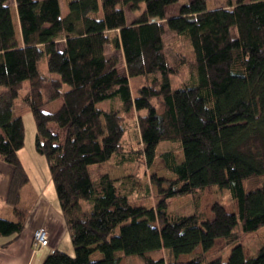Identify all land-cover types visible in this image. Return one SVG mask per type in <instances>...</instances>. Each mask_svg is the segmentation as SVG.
Returning a JSON list of instances; mask_svg holds the SVG:
<instances>
[{
	"label": "trees",
	"instance_id": "obj_1",
	"mask_svg": "<svg viewBox=\"0 0 264 264\" xmlns=\"http://www.w3.org/2000/svg\"><path fill=\"white\" fill-rule=\"evenodd\" d=\"M61 1L0 0V159L14 168L6 197L14 217L0 216L3 247L21 237L29 214L21 205L30 178L19 157L26 139L20 98L35 118L36 150L48 160L75 250H55L43 264H121L123 254L144 264H264V241L249 255L244 244V234L264 230V184L244 188L264 176V0L215 10L192 0L170 18L178 0H67L66 14ZM44 58L59 78L41 72ZM186 68L190 79L174 88L172 77ZM136 76L146 82L133 96ZM58 100V110H43ZM106 100H119L120 109L98 106ZM131 120L138 148L126 146ZM164 141L180 142L182 161L158 153ZM115 155L126 176L94 179L91 168ZM159 156L175 179L152 175L146 185L156 186L158 202L137 205L141 185L130 163L152 166ZM215 185L230 191L237 211L216 203L212 218L202 212L204 191ZM187 195L194 211L175 212L169 201ZM219 239L223 253L207 258ZM161 250L168 259L149 255Z\"/></svg>",
	"mask_w": 264,
	"mask_h": 264
},
{
	"label": "rangeland",
	"instance_id": "obj_2",
	"mask_svg": "<svg viewBox=\"0 0 264 264\" xmlns=\"http://www.w3.org/2000/svg\"><path fill=\"white\" fill-rule=\"evenodd\" d=\"M190 1L192 0H178L176 3L169 6L168 17L170 18V17L178 16L180 14V10L182 9V7L188 4ZM206 1L209 10H215L225 7L229 4V1L233 3L236 2V0H206ZM61 7L64 14L68 13L67 0L61 1ZM129 17L132 18L130 13H129ZM15 22L18 28L19 20L16 10H15ZM171 35L172 33H169L168 37H170ZM182 45L183 43H178V46L176 47L179 51L185 52L188 48H186V45H184V48H182ZM109 52L112 53L111 50H109ZM123 61L124 60L122 59V62L119 65V70L121 73L126 74ZM41 72L45 75H51L54 78H59V75L56 73L50 74L47 67L46 58H44L41 63ZM188 79H190V72L189 69L186 68L184 70V75L182 74V77L181 76L172 77V83L174 88H179L181 85H183V82L187 81ZM145 82H146L145 76H136L130 78V85L133 96L138 95L139 88L142 87L145 84ZM28 87H29V82H26L24 88L22 89L21 95L25 94ZM67 88L68 86L65 85V89ZM61 104H62V100H58L57 102L45 106L43 110L45 112H55L56 110H58V108H60ZM98 106L101 108L120 109L121 103L119 102V100H113V101L106 100L99 103ZM16 110L23 117L25 130H26L25 147L19 151V156L26 163L29 171L33 170L31 173V177L33 178L34 185H36L37 182H36V175L34 174L35 171L32 167V162L35 163V167L37 168V171L39 173L38 181L39 179L41 180V183L49 181V183H51L50 188L52 187V191L54 190L57 195L55 185L51 178L48 160L46 156L40 154L36 150L35 141L37 134V125L33 113L29 110V108L26 105L21 103L20 98L16 100ZM52 126L55 127L56 125L53 124ZM127 126H128V131L125 135V139L127 143L126 146L130 144H134V147L138 148L136 144V135L138 134L136 121L135 120L129 121L127 123ZM54 129L55 131H58L56 127ZM179 144H180L179 141H164L159 144L158 153L164 154L165 152L172 151L174 152L177 160L182 161L183 154L179 148L180 147ZM121 158L122 157L120 155H115L111 162L92 167L91 170L94 179L98 178L103 173H109L112 178H123L124 176H126L127 166L117 165V162H119ZM130 165L131 166L129 168H132L133 170L132 173L136 175V178L141 185L140 188L136 191L137 193L134 196L135 200L133 201V203L137 205L138 204L144 205L146 207L155 206V204L158 202L159 199L158 190L156 186L150 184L149 186L150 190L148 191L146 185L149 183L152 175H156L159 178H165L169 180L175 179V177L167 172L165 168V162L161 156L157 157V159L154 161L152 166H147L144 164L140 165V163H136L135 160H133L130 163ZM263 184H264V176L250 178L244 181V188L246 191H251L258 187H261ZM147 192H149V195L146 194ZM137 195H141V196L143 195L144 197L142 196L141 199H137L136 198ZM192 201H193V196L187 195L184 197L171 199L169 201V204L175 212L188 214L194 211ZM216 203H221L230 212L237 211V203L232 199L230 195V191L228 189L221 190L217 185L206 188L201 199V204H200L201 210L203 213H205V215L208 218L213 217L212 207ZM83 205L85 209H89L92 204L84 201ZM1 206L2 208L3 207L5 208L0 210V216L4 218L13 219L14 216L12 212V207L2 200L0 201V209ZM262 241H264V230L260 232H255V234H248V235L244 234V244L246 246L247 254L249 255L252 252H256ZM63 246H64L63 250L67 254L70 255L75 254L71 233L69 231ZM224 246H225V241L223 239H219L215 247L212 250H210L208 253H206L207 258H214L217 255H219V253L221 252L223 253L222 249ZM201 252L202 250L198 249L196 253L200 254ZM229 254H230V250H228L227 253L225 254V258H224L225 261L227 260ZM123 255L124 256H123L122 264H144V260L142 259V257L138 255H125V254ZM149 255H151L155 259H160L162 257H164L165 259L169 258L168 256L169 254L165 250H161L160 252H152L149 253ZM187 259L188 256L182 257V260H187Z\"/></svg>",
	"mask_w": 264,
	"mask_h": 264
},
{
	"label": "crops",
	"instance_id": "obj_3",
	"mask_svg": "<svg viewBox=\"0 0 264 264\" xmlns=\"http://www.w3.org/2000/svg\"><path fill=\"white\" fill-rule=\"evenodd\" d=\"M17 114L20 115L19 112ZM21 162L30 178L29 183L23 188L21 205L28 209L29 214L25 230L16 242L3 247L7 239L0 238V264H43L50 253L63 250L69 230L59 207L57 195L54 190L52 191V187L50 188L51 183L49 181L41 183L40 179L38 181L39 173L32 162L37 182L34 185L31 177L33 170L29 171L22 159ZM13 173L14 168L0 159V201L6 202ZM2 206L0 210L5 208ZM41 226L48 232L49 245L37 251L33 246V236L35 230Z\"/></svg>",
	"mask_w": 264,
	"mask_h": 264
},
{
	"label": "built area",
	"instance_id": "obj_4",
	"mask_svg": "<svg viewBox=\"0 0 264 264\" xmlns=\"http://www.w3.org/2000/svg\"><path fill=\"white\" fill-rule=\"evenodd\" d=\"M49 245V235L47 230L41 226L38 227L33 236V246L35 250L39 251Z\"/></svg>",
	"mask_w": 264,
	"mask_h": 264
}]
</instances>
